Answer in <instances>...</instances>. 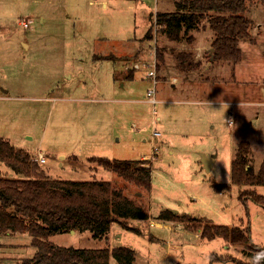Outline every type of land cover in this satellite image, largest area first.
Returning <instances> with one entry per match:
<instances>
[{"label":"rangeland","instance_id":"obj_1","mask_svg":"<svg viewBox=\"0 0 264 264\" xmlns=\"http://www.w3.org/2000/svg\"><path fill=\"white\" fill-rule=\"evenodd\" d=\"M176 1L0 0V87L9 90L0 88V137L27 150L49 178L110 180L151 213L126 221L138 232L113 222L103 238L61 231L49 237L54 244L124 245L134 250L135 264H254L244 243L201 237L196 227L200 221L248 227V243L264 246V205L239 198L248 188L264 196V185L231 182L240 141H249L251 172L264 160V2L246 0L249 36L238 40L241 61L235 63L210 59L215 33L208 16L180 42L162 32L155 13L174 10ZM193 39L192 48L203 50L201 75L181 85L178 65L198 70L195 51L186 48ZM153 61L158 81L167 80L161 72L170 73L169 66L179 79H168L173 88L164 80L156 84L155 103L147 94ZM208 61L217 62L206 69ZM134 70L133 79L123 78ZM38 152L45 161L37 160ZM203 154H216L209 171ZM91 156L140 161L151 170L150 190ZM2 164L0 172L15 176ZM218 183L228 187L216 190ZM164 209L178 210L177 218L162 220L166 226L155 220ZM30 241L26 232L0 235V264L32 255ZM109 264L118 262L110 256Z\"/></svg>","mask_w":264,"mask_h":264},{"label":"trees","instance_id":"obj_2","mask_svg":"<svg viewBox=\"0 0 264 264\" xmlns=\"http://www.w3.org/2000/svg\"><path fill=\"white\" fill-rule=\"evenodd\" d=\"M245 10L246 0H177L174 10L155 13V23L170 40L179 41L208 16L209 28L215 33L210 59L236 63L241 60L238 40L249 36L250 19L244 14ZM182 54L181 57L185 55ZM248 153V142L240 141L231 162V182L264 185V160L256 172H251ZM89 159L128 182L147 190L151 188V170L138 165L140 161L95 156ZM0 162L15 174L8 176L0 172V235L8 231L26 232L34 247L33 254L22 258L19 264H109L110 256L118 264H135L134 250L128 246L76 248L49 241L51 235L71 229L89 231L92 238L100 239L107 236L113 222L138 232V227L126 221L148 219L150 215L121 188L104 179L49 178L27 150L3 137H0ZM227 187L221 183L214 185L216 190ZM245 196L264 205V196L255 189L242 190L239 198ZM177 216L164 209L156 219L169 220ZM200 223L196 228L201 237L221 236L233 244L244 243L245 255L254 264H264V246L248 243V227L211 221ZM236 264L249 263L239 259Z\"/></svg>","mask_w":264,"mask_h":264},{"label":"crops","instance_id":"obj_3","mask_svg":"<svg viewBox=\"0 0 264 264\" xmlns=\"http://www.w3.org/2000/svg\"><path fill=\"white\" fill-rule=\"evenodd\" d=\"M157 11H159V10H157ZM214 39V38H213ZM171 41H173V40H171ZM195 41V39H193L192 40V42L189 44V46L188 47H186L187 49H189L191 52H194L193 53V56L194 57H196L197 59H195L196 60V62H198V64H196V67H197V69L198 70H194V69H192V68H190V69H187V68H184V65L183 64H180V65H178V67L181 69V70H178V67H177V69L176 68H174V71H173V73L175 72V70H178L179 72H180V74L183 76V78H182V80L180 81L181 82V85H188V84H190V83H194V81H195V79H196V77H198V75H201V71L199 70V66H201V63H200V60H201V58H199L200 56H201V54H202V51L201 52H199V51H196V50H194L193 48H192V46H191V44L193 43ZM23 42V41H22ZM177 42H180V40L179 41H177ZM23 45L25 46V47H27L28 48V43H24L23 42ZM208 47H206V49H207ZM192 50H194V51H192ZM183 58H185V56H182ZM181 57V58H182ZM183 59H181V61H182ZM180 61V62H181ZM241 61V60H240ZM186 64H190V62H192V61H184ZM215 62H217V61H214V62H212V61H208V62H206L205 64L206 65H208L207 67L208 68H206V69H210L211 67L210 66H213V65H215L216 63ZM215 63V64H214ZM168 65H170V63L168 64ZM205 69V70H206ZM137 70V69H136ZM136 70H134L133 72H132V75L130 76L129 75V73L127 72V73H125L124 75H123V78L125 77L126 79H133L134 77H135V75H136ZM168 70H169V72L171 73L172 71L170 70V66L168 67ZM163 71V70H162ZM200 71V72H199ZM122 72H124V71H122ZM118 73H120V72H118ZM170 73H168L167 71H165V73L163 72H161V75L162 74H165V75H167V80L166 79H159V81H158V83H160V82H162L163 80L165 81V84L167 83L168 85H167V87H174L175 86V82H178V78H177V76L175 75V74H172L171 73V75H170ZM117 74V73H116ZM174 77V79H175V82L173 83V82H169L168 81V79H170L171 77ZM157 83V84H158ZM1 88V91L3 92V93H8L9 92V90H8V88H4V86H1L0 87ZM157 91V90H156ZM157 100V99H156ZM160 136V135H159ZM158 136V137H159ZM158 139V138H157ZM249 142V141H248ZM15 146V145H14ZM17 147V146H16ZM19 147V146H18ZM21 148V147H20ZM250 150H251V145H250ZM211 155H214V157H213V162H212V165H211V167L214 165V163H215V158H216V154H210V155H206V156H211ZM141 157H143V156H141ZM2 164V162H0V165ZM2 165H5L4 163L2 164ZM6 166V165H5ZM7 167V166H6ZM9 168V167H8ZM10 169V168H9ZM151 177H152V175H151ZM172 211V210H171ZM173 212V211H172ZM176 212H178V210H176ZM149 213V215H151V213H150V211L148 212ZM175 213V212H174ZM151 218V216L149 217V219ZM155 220H157V222H159L160 224L162 223L164 226H166V221H162V220H158V219H155ZM158 226V225H157ZM160 227V226H159ZM116 235H119V237H120V233H118V234H116Z\"/></svg>","mask_w":264,"mask_h":264},{"label":"built area","instance_id":"obj_4","mask_svg":"<svg viewBox=\"0 0 264 264\" xmlns=\"http://www.w3.org/2000/svg\"><path fill=\"white\" fill-rule=\"evenodd\" d=\"M20 25L27 27L29 25L28 21L26 20H20ZM134 67L139 68V64L135 63L133 64ZM147 75L149 78H151L152 83H153V87L149 88L147 90V94L149 96V101L152 103H155L157 100L154 96L155 92H156V84L158 83V79L156 78V69H155V61L152 62L151 66L148 68L147 71ZM160 135V132L157 131L156 129L153 130V136L155 141L157 140L158 136ZM37 160L40 162L45 161V157L43 156V154L41 152H38L37 154Z\"/></svg>","mask_w":264,"mask_h":264},{"label":"water","instance_id":"obj_5","mask_svg":"<svg viewBox=\"0 0 264 264\" xmlns=\"http://www.w3.org/2000/svg\"><path fill=\"white\" fill-rule=\"evenodd\" d=\"M213 49V48H211ZM213 157L214 155H211V156H206L205 154L202 155V163H203V166L204 168L209 171V169L211 168V165H212V162H213ZM173 212H176V210L172 209ZM71 232L74 231L73 229L70 230Z\"/></svg>","mask_w":264,"mask_h":264}]
</instances>
